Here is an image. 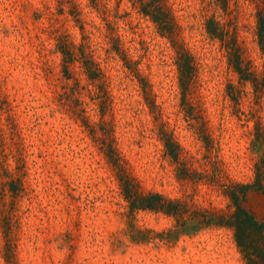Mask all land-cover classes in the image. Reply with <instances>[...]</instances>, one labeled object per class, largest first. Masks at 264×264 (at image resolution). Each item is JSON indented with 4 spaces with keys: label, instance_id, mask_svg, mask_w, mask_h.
<instances>
[{
    "label": "rangeland",
    "instance_id": "obj_1",
    "mask_svg": "<svg viewBox=\"0 0 264 264\" xmlns=\"http://www.w3.org/2000/svg\"><path fill=\"white\" fill-rule=\"evenodd\" d=\"M259 16L0 0V264H244L221 222L236 184L264 215ZM148 194L158 211L131 210Z\"/></svg>",
    "mask_w": 264,
    "mask_h": 264
},
{
    "label": "trees",
    "instance_id": "obj_2",
    "mask_svg": "<svg viewBox=\"0 0 264 264\" xmlns=\"http://www.w3.org/2000/svg\"><path fill=\"white\" fill-rule=\"evenodd\" d=\"M257 37L260 50L264 53V16L258 17ZM235 69L237 70L236 67ZM256 182L259 183L257 179ZM249 187L250 185L236 184L229 188L226 196L233 210L221 225L232 231L233 241L244 264H264V215L257 220L242 205ZM258 187L264 198V188ZM161 198L158 194L136 195L130 200V208L158 211L161 208Z\"/></svg>",
    "mask_w": 264,
    "mask_h": 264
}]
</instances>
